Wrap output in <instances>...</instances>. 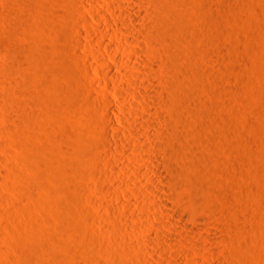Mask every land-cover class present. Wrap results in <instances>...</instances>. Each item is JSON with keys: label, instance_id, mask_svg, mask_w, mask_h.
<instances>
[{"label": "rangeland", "instance_id": "rangeland-1", "mask_svg": "<svg viewBox=\"0 0 264 264\" xmlns=\"http://www.w3.org/2000/svg\"><path fill=\"white\" fill-rule=\"evenodd\" d=\"M10 1L13 10H28L29 6L32 11L33 9H38L37 12L36 10L34 11L36 13H43V16H41V13V15H36L37 17L41 16L42 18L47 16V19L44 18V20H42V18L40 20V17H38V19L34 16L36 14L34 13V15H32V20H34L35 17L38 20H34V23L32 21V28L30 27V31H27L28 34H26L27 32L14 34L12 32L10 35L12 38L9 39V41H6V44L9 47H13L16 42H21V44H24L28 48L27 52L23 53L24 61L22 58V61L28 65L26 71L17 73V77L14 75L15 79L19 78L18 80L26 83L27 86L25 88L29 89L25 90L26 95H19L20 103L23 104L24 107H29L31 111L34 109V114H38L39 111L37 112V110L39 108V110H41L38 98L43 94L48 106L45 104L46 106L44 105L42 107V109L46 108V111L43 109L46 114L41 110L40 112L44 115L41 113H39V116L36 115V117H38L37 119L34 117L36 121L28 118L29 121H27V123L30 125V131H27V136L23 134L22 137H18V142L20 143L15 142L13 136H7L5 138L6 140L9 139L7 140L8 147H6L7 150L9 149L11 151V154L8 152L9 150L6 151L9 158H7L5 162H2L0 166L4 169L6 168L7 172L12 169L11 171L16 174L13 176L11 181L12 184H10V182L8 183L5 175H3L4 179L1 177L2 175H0V185L3 186H0V261H2L1 259L4 260V257L1 256V254H3L4 256L6 255L5 261L9 260V264H29L30 262L31 264H146L148 260L153 261L154 259V261H156L158 258L159 260L165 259L164 256H162V252L152 254L148 251L150 250V247L155 244V246L161 247L166 251H164V253L169 259H173L176 250L167 246L163 241H159L155 235L164 232L173 239H181L178 234L173 232L169 224L170 221L174 223L176 222L179 229L181 227V231L185 229V226L181 224V219L176 217L178 215L173 210L179 207V209L187 215L186 220L189 226L190 224L195 225L196 220L201 217H203V220L206 219V221H204L207 222V224L205 225L204 223L203 230L198 232V234L200 236L202 235L201 240L204 245H210L217 250L214 255L215 257L207 258L205 256L206 259L203 253H201L200 256L198 255L192 258H190V255L183 253V256L189 263L210 264V261H213L212 259H214V264H264V0H244L243 2H240L241 0H150V2L148 0H143L146 4L148 2L150 4L148 3L149 5L147 4V6H145L146 4L144 3L140 4L141 8L143 9L145 7L144 9H146V11L150 10L151 4L153 5L151 7H155V9L151 8L155 11L151 10V13L148 11V13H145L148 17L149 14L152 15L156 12L162 23L166 20L164 23H168L167 21H175L176 24L178 21L179 24H182H180V26H177L179 25L177 24V28L174 24L172 25L173 29L175 28V30L172 29V32L174 33L169 30L170 33H168L167 42L165 41L164 44L160 41H157V43L149 41L145 32L144 36H146V40L143 39V36H141L143 38L136 37L134 33L128 29L132 38L138 46L142 48H140V51L144 56H146L147 53L150 55L151 53H154V51L159 53L157 50H160L161 47L165 45L166 50L165 46L161 49L164 50V54L163 51H160L158 55L166 56L165 59L168 60L169 64L179 72L177 73L175 70H172L173 68L171 67L168 71L159 68V70L161 69L160 73L157 68L156 71L158 70V73L156 71L154 72L156 75L158 74V76L154 75V72L149 75L151 78L150 81H155L153 82L154 90L163 91V87H165L164 83L168 82V78L170 81V79H174L175 76L178 81L180 80L182 87L185 85L183 89L188 90L192 102L194 101L193 104L195 106L193 107L197 108L200 104L196 109L198 112L194 110L195 114H193V116L192 113L194 112L191 113L190 110L186 109V112H188L187 114L184 112V109V121L183 123L177 124L175 121L176 119L171 115H167V108L163 103H160L161 101L158 102V100H156L157 102L155 103V101L146 99L145 104L149 109L156 111L163 108V113H166L165 115L167 116H171L176 122L174 123V121H172V127H169L170 129L163 128V134L166 135V132L171 133L174 131V133H178V135H180L179 137L182 138V140L177 138L176 141L170 138L169 141L167 136L166 141L162 132V135L156 133L151 141L148 140L147 142H143L140 138L142 142H139V147H144L146 149V154L148 153L150 157H143L138 150L134 149L138 147V145L136 147L138 142L134 143L132 138L129 136L128 138L126 137L125 132L128 131V126L122 124L120 121H116L118 120V116L122 113L118 111L117 107H114L116 105V100L120 103L119 105L125 104L127 106H129V104L131 105V102L136 104H142L143 102H137L138 100H135V97L130 94L134 89L131 85L116 81L111 77L109 78L106 70L108 69L107 67H113L112 69H114L115 73H118L119 75H131V65L133 66L134 64L133 58L130 56L132 53L129 51H121L118 47H115L116 49L113 50V52H109L107 51L108 47L101 45L98 47L97 44H94V38L97 34H92L94 37L92 36L93 38H91V36L85 32L84 22H82L84 20L81 15L82 12L85 13L86 11L87 18L92 21V23L97 24L88 11V9L94 8L92 2L90 0ZM28 1L29 3L27 6L26 2ZM100 1L105 2L106 0ZM111 1H114L117 5H119L120 2V0ZM240 3L244 6L242 4L240 5ZM246 3H248V5ZM238 5L240 8L237 7ZM242 6L246 8L243 9L241 8ZM83 8H86L87 10L85 9V11H83ZM96 8L97 7L94 9ZM121 9H124V7ZM97 10L103 11L108 15L107 11L101 7H98ZM32 11H30L31 14L34 12ZM110 17L111 20L115 19L113 15L109 14V18ZM166 18H171V20H167ZM141 20L142 18L140 21ZM142 22L143 20L139 23V28L143 31L145 27L142 28V26H144ZM2 24L3 23H0V31H2V33L7 32L6 34H10L9 27H6V25L2 26ZM76 25L79 26L80 31L83 34L80 36L84 41L81 40L82 44L76 43L77 40L75 41V35H78L75 34L76 31H74V29H77ZM103 26L106 32L111 31V28H113L110 24H106L105 22L103 23ZM257 32L258 34L255 35ZM251 33L256 37L254 35L251 36ZM163 34L166 35L167 33L165 34L164 32ZM89 39H91L92 42ZM98 39H100V36ZM106 39H109L108 41L113 42L117 46L120 44L119 41L113 40L109 36H106ZM169 41L170 46L168 47L167 45L169 44L167 43ZM171 41H173V45H171ZM77 44H81L80 47L77 46ZM256 46H259L260 48ZM172 47L176 50L178 48L177 51H179L180 55L179 60L172 61V59H170ZM32 49H36L37 53L34 54L35 52ZM96 51L102 52L99 53H101V58L104 59L106 57L104 61L101 58V60H99V58L96 59L97 56L93 57V55L98 53ZM2 52H0V57ZM5 52L6 51H4L0 59H2V61L3 59L9 61L8 53L6 52L5 54ZM30 52L31 54L34 52V57H30L33 56ZM41 53L43 56H38ZM83 54H87L90 57H86V55L84 56ZM103 54L106 56L104 57ZM115 54L120 57L123 55L122 57L125 58L127 62L129 61L128 63L131 65L129 67L120 66L116 61ZM247 55H249V58ZM35 56H37V58H35ZM235 57H237V60ZM240 57L245 61V64ZM88 59H90V61H85ZM250 59L251 62L249 61ZM105 61L106 63L103 65ZM34 64L39 68L35 67ZM40 64L41 66H38ZM142 67L145 69L148 66L144 64ZM86 68L88 70H85ZM194 68L198 70L196 71ZM171 70L172 72H170ZM174 71L177 74H175ZM88 74H90V76ZM202 74L204 75L203 77ZM245 76L249 78L248 81L244 79L246 78ZM252 77L253 80L254 78L256 79L254 80L256 83L254 81L252 82ZM242 78L244 82H242ZM145 79L146 81L149 80V78L145 76L141 77L140 81L143 80V82H146L144 81ZM201 79H203V81ZM4 80L8 82V79H1L2 82ZM200 80L202 83H199ZM249 80L251 82H249ZM162 81L164 86L162 84V87L160 88ZM247 82L249 84H247ZM154 83H156V86ZM240 83L242 86H239L241 85ZM106 85L111 86L113 92H116L118 89L122 91L123 94L117 92L119 94L115 93L116 99L114 96L110 97L112 94L107 93ZM233 85L238 89L234 88ZM229 87H233V90L231 89V91H229ZM189 88L191 89L189 90ZM225 90L229 97H227V93L224 92ZM34 92L37 94L39 92L38 98ZM103 93H105V95L107 93V95L105 96ZM25 96L28 97L25 98ZM105 97L113 99L112 101L115 104L113 106L114 108L112 107L109 110V108L105 106ZM24 100H28V102L25 101L24 103ZM39 100L41 101L42 99L39 98ZM31 104L33 106H31ZM106 108L108 109V112ZM130 108L132 107L129 106V109ZM109 113L113 115L115 120L113 123H115V125L106 120V116ZM126 113H128L126 115H130L129 111ZM143 115V112H140L138 114L133 113L132 116H135L134 119L138 117V120L144 122L145 117H143ZM41 116L44 118H40ZM189 116L192 117L191 120ZM1 117V120L6 119V121H8L4 115ZM163 117L162 119L157 120V122L165 120ZM200 117L203 119L204 117L206 118L201 121ZM166 118H169L166 119L167 121L172 120L170 117ZM255 119L257 120L255 121ZM11 123L12 121L9 122V124ZM196 123H199V125ZM201 124L203 126H201ZM112 125L121 129V139H124L122 140V143L116 142L117 140L114 139V137H111L113 136L112 133H107L109 129H111L109 131L112 132ZM109 126L111 127L108 128ZM194 127H199L197 130H200V132H195ZM192 128L193 130H190ZM179 130L182 132L181 134ZM185 131H187V134ZM158 132L160 133V131ZM150 134L153 136V133ZM208 136H212V139L208 138L210 140H208L209 142L207 141ZM158 137L163 138V141L165 142L163 143V141H160V143L159 140L161 139H158ZM156 138L158 141L154 140ZM213 138L220 142L217 141L219 146H217L218 143ZM2 139L5 140L4 138ZM130 139H132V143L130 142ZM197 139L199 140L197 141ZM200 139L202 141H200ZM252 140H255L258 146H256V144H254L255 141ZM144 141L146 140L144 139ZM149 141L153 142L150 143ZM128 142L131 143V145ZM201 142L203 144H200ZM210 142H212L213 145H211ZM244 142L248 145L250 144V146L248 147ZM250 142H252V144ZM119 143L122 144V149L128 154L130 159L118 156L119 154L116 152V145H120ZM258 143H260L261 146ZM207 144L210 147H207ZM170 146L174 147L171 148ZM204 146L206 147L204 148ZM212 146L217 147V149H211ZM199 147L202 151H210L206 153L212 154L214 152L212 156H215V158L213 163L210 162V164H214L215 162V165H213L215 167H213L212 164L210 166L208 163V167L210 166V168H208V174H210V170L212 169L214 172H219V175L223 172L220 177L219 175H215L212 170V176L210 175V177H213L214 181H220L227 186L230 182V186L228 187H230L231 193L233 191L232 194L233 196L235 195L234 197L238 195L236 197L237 199L235 198L234 201L237 200L238 203L242 201V204H236L237 202H234L233 209L230 208L224 210L226 206L224 209L222 208L225 205L223 200H218L216 198L217 204L213 206L214 208L209 205L207 206V204H202L203 206H201V208L196 206V211L199 212L195 214L193 213V210H191L192 207L189 204L190 202L184 203L179 200V196L184 195L185 191V194L188 193L189 195L190 183H192L189 175L191 170L190 159H192V153L198 151ZM245 147L248 148L246 149ZM257 147L259 148L257 149ZM218 148L222 150L220 151ZM184 149L185 151H182ZM248 149L252 151H249ZM0 150L5 152L6 148L2 149L0 146ZM201 150H199V152H202ZM215 150L218 154L215 153ZM227 150L229 153L226 152ZM234 150L235 153L240 151V154L242 153L245 157L242 156V154L240 156L239 153L235 154ZM245 150L247 153H243L246 152ZM233 153L236 156L233 155ZM216 155H218V157ZM233 156L235 157L234 159L232 158ZM235 159L243 161L238 160V162ZM249 159L251 160L249 161ZM40 160L43 165H46L44 169L45 173L48 172L46 175L45 173H43V175L38 173L40 169H43L41 168V164L37 165V163H40ZM230 161L233 164H236V166L232 163L230 164ZM235 161L238 162V164ZM161 163H164L166 166L168 164L173 167L175 166V168L179 170L181 174L180 178H182L181 180H183L184 185L187 182L185 190H181V188H184L182 182L181 185H183V187L178 188L177 192H172L177 188L171 189V187L168 186L169 184L166 181L168 173L165 172V169L163 170L160 168ZM244 163H246V165ZM48 164L51 166H48ZM36 165L39 166L40 169H37ZM186 165L187 167L189 166L190 169L185 168ZM216 165H219V168L216 169ZM166 166H164V168ZM241 166L245 168H242ZM47 167H51V169L49 170ZM121 167L126 168V170L121 169ZM147 167L149 168L147 169ZM223 167L226 172H224L225 170H223ZM134 169L138 171L139 177L134 179L135 181H132L131 174ZM152 169H154L153 171L156 170V173L153 171L151 172ZM232 169L234 171H232ZM243 170L244 172H242ZM246 170H248L247 172L249 174L246 173ZM42 171L43 170L40 172ZM228 171L232 174H228ZM224 173H226L227 176L229 175V178L225 177L226 174ZM154 174H156V176ZM240 174H244L245 176ZM232 175L236 177L238 176V179L231 177ZM248 178L250 179L248 180ZM221 179L224 181H221ZM246 180L248 182H246ZM5 181L11 186L9 187ZM34 181H41L43 186H41V182H39L41 186L40 188L38 184H34L36 183ZM233 183H235V185ZM249 184L251 185L250 188L252 187L251 189L248 186ZM4 185L6 186L4 187ZM31 186H34L35 188ZM232 186L233 188L235 186V190H232ZM245 186L247 187L245 188ZM166 187H168V189ZM3 188L5 192L1 190ZM236 188L240 190H236ZM166 191L171 192L167 193ZM168 194H170L169 196L172 199L168 197ZM248 201H252V203L249 204L247 203ZM122 202L127 204V207H123ZM243 202L245 203L243 204ZM176 203L178 204V207ZM182 203L184 205H182ZM235 204L237 207L240 206L238 207L239 209L235 207ZM247 204L249 205V208ZM173 206L176 207L172 208ZM242 206V212L238 211ZM218 207H221L223 211L228 212L229 210L233 211L235 208L236 210H234L235 213L233 212V214L225 212L223 215L222 210H220L221 208L218 209ZM236 211L239 213L237 214ZM227 214L231 217L227 216ZM232 215L235 217L233 218ZM132 216L133 218L134 216L136 217L134 218L136 221ZM243 217L244 219L247 218L246 221H249V224H245L248 222L244 219L241 220ZM231 219L236 223L234 224ZM229 221L233 224L229 223ZM237 222H239L238 225ZM207 225H209V227ZM236 225H241L239 226L240 230ZM233 229L237 231L235 232ZM230 230L232 233L229 232ZM234 235L236 236L234 237ZM148 237H150L151 240ZM137 240H139L138 243L136 242ZM182 240L187 248H192L194 250L198 249L197 244L190 242L188 238H182ZM159 243L162 245L160 246ZM136 245L137 247L140 246L141 250L139 247L137 248ZM130 246H133L132 248L136 251L139 250L137 251L138 253L135 251L134 255V250ZM127 247L130 248L128 249ZM126 248L133 253L127 251ZM143 249H146L147 251L145 250V252L148 253H144ZM30 251L35 252V256H33L34 253L31 255ZM119 251H121L120 254ZM27 253L29 258L26 257ZM131 254L134 257L140 256L137 257V259ZM33 257H35V259ZM26 258L27 260L30 259V262H26ZM206 260H208L209 263ZM4 264H7V262Z\"/></svg>", "mask_w": 264, "mask_h": 264}, {"label": "bare ground", "instance_id": "bare-ground-1", "mask_svg": "<svg viewBox=\"0 0 264 264\" xmlns=\"http://www.w3.org/2000/svg\"><path fill=\"white\" fill-rule=\"evenodd\" d=\"M26 1V0H25ZM32 1V0H31ZM91 2H92V4L94 5V8L95 7H97L96 9H94V8H92V9H88V11H89V13L91 14V16L93 17V19L97 22V24H94V23H92V21H90L88 18H87V16H86V11H85V9L86 8H83V9H81V10H83V11H85V13L84 12H80L81 13V15H82V17H83V20L84 21H82V22H84V27H85V32L89 35V36H91V38H93L94 36L92 35V34H97V36L99 37L100 36V39H98V37L97 36H95V38H94V41L96 42H94V44H97V46L98 47H100L99 45H101V46H106V47H108V50L107 51H112L113 52V50H115L117 47L121 50V51H129V52H131L132 53V55H130V56H132V58H133V61H131V62H133L134 64H133V66L130 64V63H128L126 60H125V58H123L122 56L123 55H121V57L120 56H118V55H116L115 54V58H116V61H117V63H119V65L121 66L122 65V67L123 66H130L131 65V68H132V74L131 75H125V74H118V73H115V71H114V69H112L113 67H107L108 69H106L107 70V73H108V77L110 78H112V79H115L116 81H119V82H123V83H126V84H129V85H131L134 89L131 91V93L130 94H132L134 97H135V100H138L137 102H140V103H142V104H139V103H133V102H131V105L129 104V106L130 107H132V108H130L129 109V106H127V105H125V104H121V105H119L120 103H118L117 102V100L115 101L116 102V105L114 104V102L112 101L113 99H110V97L111 96H114V98L116 99V95H115V93H117V92H119V93H122V91H120V90H118L117 89V91L116 92H113V89H112V87L111 86H109V85H106V91H107V93L108 94H112V95H110V97H105L106 99H104L105 100V106L106 107H108L109 108V110H110V108H112L114 105V107H117V109H118V111L120 112V113H122L121 115H120V113H119V115L120 116H118V115H116V116H118V120H116V121H120L122 124H125V125H127L128 126V131H126L125 132V135H126V137L128 138V136L130 137V138H132L133 139V142L135 143H137L136 144V147H137V145L139 144V142H142V140H143V142H147L148 140H150L151 141V139L153 138V137H155L154 135L156 134V133H158L159 135H162L163 134V128H167V129H170L171 127H172V121H174V119H176L175 121L177 122V124L178 123H183V121H184V119H183V117H185L184 115V113H183V111H184V109H185V111L184 112H186V109H188V110H190V112L192 113V112H194V113H192V116H193V114H195V111L194 110H196L198 107H199V105H198V107L196 108H194L193 106H195L194 104H193V102H192V99L190 98L191 96L189 95V93H188V90H184L183 88H184V86L185 85H183V87H182V84H180V80L178 81L176 78H175V76H174V79H170V81H169V78H168V82H165L164 84H165V87H163V91H156V90H154V87H153V82H155V81H153V82H151L150 81V76L149 75H151V73L152 72H154V71H156V69L158 68V70H159V68H162L163 70H167L168 71V69L170 70L171 69V67H172V65H170L169 64V62H168V60L167 59H165L166 58V56L164 57V56H160V55H158L159 53H160V51L162 52L163 51V54H164V50H161V49H163V47L165 46V45H163L164 44V42L166 41L167 42V36H168V33H170V31L172 32V29H173V27H172V25L174 24L175 26L177 25V24H179L178 23V21H177V23L175 24V21H173V22H169V21H167L168 23H164V22H166V20L165 21H163V23L162 22H160V19L158 18V13L156 14V12H152L153 14L152 15H150L149 14V17L147 16V14H145L147 11L149 12V13H151V10L152 9H155V7L153 8V7H151V6H153L152 4L150 5V10H147L146 11V9H142L141 8V3L143 4H146V2H143V0H120V2H119V5H117V4H115L114 3V1H111V0H106L105 2H101L100 0H90ZM149 2H150V0H148ZM244 0H241L240 2H243ZM148 2V3H149ZM152 2V1H151ZM23 3V2H22ZM29 3V1L28 2H26V5ZM147 3V4H148ZM154 3V2H153ZM147 4L145 5V6H147ZM150 4V3H149ZM148 4V5H149ZM242 3H240V5H241ZM247 5H248V3H246ZM16 5H19V4H16ZM30 5V4H29ZM243 5V4H242ZM28 6V5H27ZM33 6V5H32ZM32 6H30L31 8H33ZM244 6V5H243ZM241 7V8H246V7ZM246 6V5H245ZM12 6H11V1L10 0H0V23H3L2 24V26H5L6 25V27H9L8 29H9V33L10 34H6L5 32L4 33H2V31H0L1 33H0V52H2L3 50L4 51H6L7 53H8V59H10L9 61H7L6 59H3V61H2V59H0V115L2 116V115H4L5 116V118H7L8 119V121L10 120V121H12V123L11 124H9V122L8 121H6V119L5 120H1L0 119V146H1V148L2 149H5L6 148V150H5V152L6 151H8L7 150V147H8V144H7V140H9V139H5L7 136H13L14 137V140H15V142H18V137L19 136H21L22 137V135L23 134H28V132L30 131L29 130V124L27 123V121H29V119L28 118H31V120H35V118L34 117H36V115H38L39 116V113H41L42 114V112H45L46 111V108L43 110L42 109V107L46 104L47 106H48V103L45 101V98H44V96H43V94L41 95L42 96V98H41V96L39 97L40 99H42L41 101L39 100V98H38V94H39V92H38V94L37 93H35L34 92V94H36V97L38 98V103L40 104V107H41V110H42V112H40L41 110H37V112H38V114L37 113H35L34 114V109L31 111L30 110V108L28 107H24V105L23 104H21L20 103V101H19V95H21V94H25L26 95V89H28V88H25L26 86H27V84L26 83H23L22 81H20V80H18L17 78L15 79L14 78V75H15V77H17L16 75H17V73H20V72H24V71H26V69H27V66L28 65H26L25 64V62H23L24 61V58H23V53H26L27 52V47L24 45V44H21V42L19 43H15L14 44V46L13 47H9V46H7V44H6V41H9V39H11L12 38V36H10L11 35V33L13 32V34L14 33H19V32H27L29 29H31L32 27H31V25H32V21H33V23H34V20H38L39 18L38 17H40V20L42 19V20H44V18H46V17H42L41 18V16H43V13H42V15H41V13L40 12H38V13H36L37 11H38V9L36 10V9H33V11L34 10H36V12L34 11H32V10H30V8H29V6H28V10L26 9V10H20L19 9V11H17V10H13L12 8H11ZM17 7V6H16ZM84 7V6H83ZM98 7H101L102 9H105V11H107V13H108V15L106 14V13H104L103 11H100V10H97L98 9ZM122 7H124V9H121ZM143 7V6H142ZM233 7V6H232ZM231 7V8H232ZM236 7V6H235ZM238 8H240V6L238 5L237 6ZM34 8H35V5H34ZM88 8V7H87ZM152 8V9H151ZM15 9V8H14ZM21 9H23V8H21ZM148 9H149V6H148ZM32 11L33 12V14H31V12L30 11ZM87 10V9H86ZM145 10V11H144ZM99 11V12H98ZM152 11H155V10H152ZM147 12V13H148ZM242 12V11H241ZM34 13H36L35 15H34ZM88 13V12H87ZM88 13V14H89ZM109 14L110 15H113L114 17H115V19L114 20H111V17L109 18ZM32 15H34V16H36V15H41V16H36L35 17V19H34V17H33V19L34 20H32ZM80 15V16H81ZM158 15V16H157ZM45 16V15H44ZM151 16V17H150ZM142 18V20H143V25L144 26H142V28L143 27H145V29L142 31V29H140L139 28V23L142 21H140V19ZM47 19V18H46ZM167 19V18H166ZM167 20H171V18L170 19H167ZM174 20V19H173ZM108 23V24H110L113 28H111V31H108V32H106V30H105V28H104V26H103V23ZM181 24V23H180ZM180 24L179 25H177V26H180ZM79 25V24H78ZM78 25H76L77 26V29H74V31H76V33L75 34H78V35H75V41H76V43H81V40L83 39H81V31H80V28H79V26ZM182 25V24H181ZM1 26V25H0ZM80 26H81V24H80ZM177 26H176V28H177ZM5 27V28H6ZM31 27V28H30ZM109 27V26H108ZM4 28V29H5ZM180 28V27H179ZM128 29L132 32V33H134V35L136 36V37H141V36H143V37H141V38H143V39H145V37L147 36L149 39V41H151V42H154V43H157V41H160L161 43L163 42V47H161V45H160V47H161V49L160 50H157V51H159V53H156L155 51H154V53H151L150 55H148V53H147V55L146 56H144V54L142 55L141 54V51H140V46H138V44L135 42V40L132 38V36H131V34H130V32L128 31ZM6 30V29H5ZM82 30V29H81ZM170 30V31H169ZM173 30H175V28L173 29ZM30 31V30H29ZM28 31V32H29ZM167 31H169V32H167ZM184 31V30H183ZM258 31V30H257ZM28 32L26 33V34H28ZM146 34H145V33ZM165 32V34L166 35H164L163 33ZM172 33H174V32H172ZM176 33V32H175ZM184 33V32H183ZM94 34V35H95ZM99 34V35H98ZM144 34L146 35V36H144ZM252 35L251 36H253L254 34L253 33H251ZM258 34V32L255 34V35H257ZM83 35V34H82ZM254 35V36H255ZM93 36V37H92ZM106 36H109L110 38H112L113 40H117V41H119L120 42V44L117 46L116 44H114L113 42H110V41H108L107 39H106ZM166 36V37H165ZM172 36V35H171ZM246 36H249V35H246ZM250 36V37H251ZM83 37V36H82ZM88 37V36H87ZM169 37H170V35H169ZM256 37V36H255ZM89 38V37H88ZM177 38V37H176ZM147 39V38H146ZM145 39V40H146ZM174 39V38H173ZM261 39V38H260ZM90 41H91V39H89ZM171 40V39H170ZM251 40V39H250ZM252 40H253V38H252ZM15 41V40H14ZM83 41V40H82ZM178 41V40H177ZM261 41V40H260ZM84 42V41H83ZM92 42V41H91ZM151 42H149V43H151ZM172 42L173 41H171V45H173L172 44ZM259 42V41H258ZM8 43V42H7ZM148 43V44H149ZM153 43V44H154ZM170 43V41L167 43V44H169ZM252 43V42H251ZM10 44V43H9ZM77 44V46H79L80 47V45L82 44H80V45H78ZM85 44V43H84ZM83 44V45H84ZM93 44V43H92ZM175 44V43H174ZM253 44V43H252ZM155 45V44H154ZM154 45H152V46H154ZM258 45V44H257ZM94 46V45H93ZM97 46H95V47H97ZM168 47L170 46V44L169 45H167ZM116 47V48H115ZM256 47H259V46H256ZM174 48H175V45H174ZM173 47H172V50H171V57H173V58H171L170 56V59H172V61H174V60H179V57H180V55H179V51H177L178 50V48H177V50L176 49H174ZM260 48V47H259ZM30 49V48H29ZM34 49V48H33ZM32 49V50H33ZM37 49V48H36ZM35 49V50H36ZM97 49V48H96ZM99 49V48H98ZM102 49V48H101ZM142 49V48H141ZM170 49H171V47H170ZM170 49H168V50H170ZM257 49V48H256ZM35 50H33L34 52V54H36L37 53V50L35 51ZM165 50H166V46H165ZM4 51L2 52V55H3V53H4ZM30 51H31V49H30ZM103 51V50H102ZM256 51V50H255ZM6 52H5V54H6ZM96 52H98V51H96ZM95 52V53H96ZM99 52H101V51H99ZM96 53V55H93V57L94 56H97V58L96 59H98L99 58V60H101V59H103V58H101V53ZM108 52V53H109ZM124 52H121V53H124ZM148 52V51H147ZM152 52V51H151ZM33 53L31 54V52H30V54L31 55H33ZM95 53H93V54H95ZM170 53V52H169ZM38 54H39V51H38ZM87 54H89V53H87ZM87 54H85L86 55V57H90V56H88ZM111 54V53H110ZM119 54V53H118ZM244 54V53H243ZM2 55H1V57H2ZM29 55V54H28ZM41 55H42V53L40 54V55H38V56H40L41 57ZM84 55V54H83ZM84 55V56H85ZM165 55H167V54H165ZM188 55V54H187ZM245 55V54H244ZM7 56V55H6ZM43 56V55H42ZM103 56L105 57L106 55H104L103 54ZM161 58H163V59H161ZM243 56V55H242ZM0 57V58H1ZM30 57H34V55L33 56H30ZM85 57V58H86ZM247 57L249 58V55H247ZM22 58H23V61H22ZM35 58H37V56H35ZM101 58V59H100ZM106 58V57H105ZM104 58V59H105ZM131 58V57H130ZM159 58V59H158ZM168 58V57H167ZM237 57H235V59H236ZM241 58V57H240ZM40 59H43V58H40ZM87 59V58H86ZM104 59H103V61H104ZM127 59V58H126ZM188 59V58H187ZM242 59V58H241ZM245 59V58H244ZM4 60H6V61H4ZM107 60V59H106ZM130 60H132V59H130ZM184 60V59H183ZM237 60V59H236ZM239 60V59H238ZM245 60H247V59H245ZM85 61H90V59H88V60H85ZM102 61V62H103ZM171 61V60H170ZM172 61H171V63H172ZM242 61H243V59H242ZM250 62H251V59L249 60ZM239 62H241V61H239ZM244 62V64H245V61H243ZM39 63H41V62H39ZM105 63H106V61L104 62V64L103 65H105ZM177 63H178V61H177ZM144 64H146V66H148L147 68H145L144 69V67H142ZM249 64V63H248ZM184 65V64H183ZM34 66L35 67H37L36 66V64H34ZM38 66H41V64L40 65H38ZM89 66V65H88ZM110 66V65H109ZM186 66H187V64H186ZM189 66V65H188ZM242 66V65H241ZM105 67V68H106ZM190 67V66H189ZM245 67V66H244ZM249 67V66H248ZM37 68H39V67H37ZM88 68V67H87ZM85 69V70H88V69ZM173 69L172 70H175L176 71V69H174V67H172ZM176 68V67H175ZM247 68V67H246ZM245 68V69H246ZM91 69V68H90ZM195 69V68H194ZM158 70L156 71L157 73H158ZM161 70V69H160ZM160 70H159V72H160ZM172 70L170 71V72H172ZM196 70V69H195ZM198 70V69H197ZM196 70V71H197ZM81 71V70H80ZM79 71V72H80ZM166 71V72H167ZM174 71V73L175 74H177V73H179L178 71H176L175 72ZM185 71V70H184ZM191 71V70H190ZM81 72H83V71H81ZM105 72V71H104ZM186 72V71H185ZM201 72V71H200ZM106 73V72H105ZM161 73V72H160ZM159 73V74H160ZM169 73V72H168ZM197 73V72H196ZM203 73V72H202ZM173 74V73H172ZM171 74V75H172ZM198 74H200V73H198ZM81 75H83V74H81ZM89 76H90V74H88ZM87 75V76H88ZM153 75V74H152ZM154 75H156L155 74V72H154ZM153 75V76H154ZM162 75V74H161ZM160 75V76H161ZM166 75V74H165ZM171 75H169V76H171ZM186 75V74H185ZM206 75V74H205ZM107 76V75H106ZM148 77L149 78V80L148 81H146V79L144 80V81H146V82H143V80L142 81H140V78L141 77ZM152 76V78L154 79V77ZM156 76H158V74L156 75ZM159 76V77H160ZM181 76V75H180ZM189 76H190V74H189ZM204 75L202 74V77H203ZM207 76V75H206ZM164 77H166V76H164ZM163 77V78H164ZM172 77V76H171ZM170 77V78H171ZM178 77V76H177ZM246 78H244V79H246V81H248V79L249 78H247V76H245ZM254 77V76H253ZM253 77H252V82L254 81V80H256L255 78H254V80H253ZM8 79V82L7 81H1V79ZM85 78H87V77H85ZM162 78V77H161ZM195 78V77H194ZM197 78V77H196ZM199 78V77H198ZM160 79V78H159ZM158 79V80H159ZM186 79V78H185ZM207 79V78H206ZM89 80V79H88ZM156 80V79H155ZM161 80V79H160ZM202 81H203V79H201ZM201 80H200V82L199 83H202L201 82ZM208 80H209V78H208ZM242 80H243V78H242ZM241 80V81H242ZM93 81H96V80H93ZM207 81V80H206ZM228 81H230V80H228ZM91 82V81H90ZM158 82V81H157ZM161 82V81H160ZM159 82V83H160ZM190 82V81H189ZM192 82V81H191ZM240 82V81H239ZM242 82H244V80L242 81ZM249 82H251L250 80H249ZM255 82V81H254ZM27 83H28V81H27ZM93 83V82H92ZM246 83V82H245ZM245 83H243V84H245ZM256 83V82H255ZM29 84V83H28ZM95 84V83H94ZM163 84V81H162V83L160 84V88L162 87L161 85ZM164 84H163V86H164ZM184 84V83H183ZM196 84V83H195ZM204 84V83H203ZM203 84H201V85H203ZM241 84V83H240ZM247 84H249L248 82H247ZM251 84H253V83H251ZM154 85L156 86V83H154ZM187 85H189V84H187ZM238 85V84H237ZM204 86V85H203ZM206 86V85H205ZM228 86H230V85H228ZM239 86H242V84L241 85H239ZM238 86V87H239ZM248 86V85H247ZM233 87H234V85H233ZM232 87V88H233ZM187 88H188V86H187ZM196 88V87H195ZM205 88V87H204ZM203 88V89H204ZM230 88V90L229 91H231V87H229ZM234 88H237V87H234ZM156 89V88H155ZM191 88H189V90H190ZM227 89V88H226ZM238 89V88H237ZM243 89V88H242ZM242 89H240V90H242ZM5 90H6V92H5ZM29 90V89H28ZM94 90H95V88H94ZM160 90V89H159ZM233 90V89H232ZM234 90H236V89H234ZM247 91V90H246ZM29 92V91H28ZM97 92V91H96ZM196 92V91H195ZM224 92H226V90L224 91ZM232 92H234V91H232ZM242 92V91H241ZM107 93H106V95H107ZM119 93H117V94H119ZM190 93H191V91H190ZM193 93V92H192ZM227 93V92H226ZM237 93H238V91H237ZM240 93V92H239ZM96 94V93H95ZM104 95H105V93H103ZM123 94V93H122ZM233 94V93H232ZM102 95V94H101ZM105 95V96H106ZM193 96H195V95H193ZM232 96V95H231ZM26 97H28V96H25V98ZM33 97V96H32ZM103 97V96H102ZM224 97H225V95H224ZM227 97H229L228 96V93H227ZM102 99V98H101ZM146 99L147 100H152V101H155V103L157 102L156 100H158V102H160V103H163L164 104V106H166V108H167V110H166V113H167V115H171L174 119H172V117L171 116H167V115H165L164 113H163V108L161 109V110H156V111H153V110H151V109H149L147 106H146ZM229 99V98H228ZM28 100H29V98H28ZM28 100H24L23 102L25 103V101L26 102H28ZM44 100V101H43ZM231 100V99H230ZM30 101V100H29ZM40 101V102H39ZM102 101V100H101ZM122 102H124V101H122ZM149 102H151V101H149ZM30 103V102H29ZM160 103H157V104H160ZM226 103H227V101H226ZM35 104V103H34ZM38 104V105H39ZM196 104V103H195ZM228 104V103H227ZM226 104V105H227ZM29 105V104H28ZM45 105V106H46ZM102 105H103V103H102ZM31 106H33L32 104H31ZM224 106H225V104H224ZM113 107V108H114ZM105 108V107H104ZM165 108V109H166ZM246 108V107H245ZM31 109H32V107H31ZM107 109V108H106ZM201 109V108H200ZM236 109V108H235ZM240 109V108H239ZM263 109V108H262ZM187 110V111H188ZM246 110V109H245ZM130 112L129 114L130 115H126V114H128V113H126V112ZM197 111V110H196ZM200 111V110H199ZM247 111V110H246ZM35 112H36V109H35ZM107 112H108V109H107ZM142 113L143 112V117H145V121L144 122H141L140 120H138L137 118L138 117H136V119H134V117L132 116L133 115V113L134 114H138V113ZM198 112V111H197ZM196 112V113H197ZM263 112V111H262ZM131 113H132V115H131ZM169 113V114H168ZM187 114H188V112H186ZM45 114H46V112H45ZM116 114H117V112H116ZM190 114V113H189ZM33 115H35V116H33ZM42 115H44V114H42ZM165 115V116H164ZM252 115V114H251ZM0 116V118H2ZM33 116V117H32ZM106 116V115H105ZM104 116V117H105ZM132 116V117H131ZM137 116V115H136ZM164 116V117H163ZM43 116H41L40 118H42ZM162 117H163V119L165 118V120H161V121H159V122H157V120H159V119H162ZM166 117H170L172 120H166V119H169V118H166ZM251 117V116H250ZM32 118H34V119H32ZM38 117H36V119H37ZM44 118V117H43ZM189 118H190V120H191V116H189ZM206 117H204V119H205ZM105 119V118H104ZM103 119V120H104ZM199 119V118H198ZM202 117H200V120L202 121ZM203 119V120H204ZM106 120L107 121H109V122H111V123H113V121H115L114 120V117H113V115H111L110 113L106 116ZM196 120V119H195ZM194 120V121H195ZM253 120V119H252ZM257 119H255V121H256ZM36 121V120H35ZM163 121V122H162ZM174 121V123H176ZM254 121V120H253ZM6 122H8V123H6ZM103 122H105V121H103ZM161 122V123H160ZM195 122H197V121H195ZM190 123V122H189ZM188 123V124H189ZM193 123V122H192ZM201 123H203V122H201ZM204 123H205V121H204ZM203 123V124H204ZM254 123V122H253ZM104 124V123H103ZM106 124H109V123H106ZM114 125H115V123H113ZM191 124V123H190ZM195 124V123H194ZM197 124V123H196ZM255 124V123H254ZM197 125H199V123L197 124ZM189 126V125H188ZM187 126V127H188ZM201 126H203L202 124H201ZM111 126H109L108 128H110ZM112 132H110L109 130H111V129H104V130H108V132L107 133H112L113 134V136H111V134H110V136L113 138L114 137V139H116L117 141L116 142H121L122 143V140H124V139H121L122 138V133H121V129L119 128H117L116 126H113L112 125ZM170 127V128H169ZM177 127H178V125H177ZM182 127V126H181ZM180 127V128H181ZM196 127V126H195ZM194 127V128H195ZM197 129H199V127L198 128H195L194 130H195V132L196 131H198ZM172 130V129H171ZM170 130V131H171ZM176 130V129H175ZM184 130V129H183ZM190 130H193V128L192 129H190ZM202 130H203V128H202ZM28 131V132H27ZM154 131H156V132H154ZM158 131H160V133L158 132ZM168 131V130H167ZM188 131V130H187ZM187 131H185V133L187 132ZM161 132H162V134H161ZM176 132V131H175ZM178 132V131H177ZM179 132H180V130H179ZM194 132V131H193ZM192 132V133H193ZM200 132V130L198 131V133ZM202 132V131H201ZM106 133V134H107ZM150 133H153L152 135L153 136H151V134ZM165 133V132H164ZM182 132H180V134H181ZM198 133H197V135H198ZM128 134V135H127ZM166 135H164L163 134V136L166 138L167 136V138H168V140L170 141V138L172 139V140H174V141H176L177 140V138H180L179 136L180 135H178V133H174V131L173 132H171V133H168V132H166L165 133ZM169 134V135H168ZM184 134V133H183ZM183 134H182V136H183ZM187 134V133H186ZM200 135V134H199ZM27 136V135H26ZM163 136H161V137H163ZM184 136H185V134H184ZM196 136V135H195ZM202 136V135H201ZM157 137V136H156ZM199 137V136H198ZM212 137V136H211ZM211 137H207V141L211 138ZM258 137V136H257ZM257 137H256V139H257ZM2 138H4L5 140H3ZM142 140H141V139ZM164 138V139H165ZM167 138H166V141H167ZM206 138V137H205ZM209 138V139H208ZM216 138V137H215ZM249 138V137H248ZM253 138V137H252ZM259 138V137H258ZM11 139V138H10ZM132 139H130V142L132 143ZM137 139H139V140H137ZM144 139L146 140V141H144ZM158 139H161V140H159V142L160 141H163V138H159L158 137ZM202 139V138H201ZM200 139V141H202ZM212 139V138H211ZM214 139V138H213ZM254 139V138H253ZM17 140V141H16ZM20 140V139H19ZM155 141L157 140V138L156 139H154ZM153 140V141H154ZM171 140V141H172ZM180 140H182V138H180ZM195 140H196V137H195ZM199 139H197V141H198ZM204 140V139H203ZM206 140V139H205ZM216 142L218 141V140H216V139H214ZM246 140V139H245ZM244 140V141H245ZM113 141H115V140H113ZM149 141V142H150ZM152 141V142H153ZM158 141V140H157ZM169 141H168V143H169ZM210 141V140H209ZM208 141V142H209ZM248 141H250V140H248ZM252 141H255V140H252ZM152 142H150V143H152ZM158 142V143H159ZM165 141H163V143H164ZM208 142H206V143H208ZM215 142V143H216ZM219 142V141H218ZM217 142V143H218ZM247 142V141H246ZM260 142V141H259ZM18 143H20V142H18ZM121 143H119L120 145H121V147H120V145H116V152H117V154H119L118 156H122L123 158H129V156H128V154H126L125 152H124V150L122 149V144ZM129 143V142H128ZM131 143H129L130 145H131ZM133 143V144H134ZM161 143V142H160ZM159 143V144H160ZM163 143H162V146H163ZM172 143V142H171ZM199 143V142H198ZM215 143H214V145H215ZM220 143V142H219ZM219 143H218V145L217 146H219ZM245 143V142H244ZM251 144H252V142H250ZM254 143V142H253ZM257 142L255 141V143L254 144H256ZM133 144H132V146H133ZM155 144V143H154ZM200 144H203L202 142L200 143ZM205 144V143H204ZM209 144V143H208ZM207 144V145H208ZM210 144L211 145H213V143L212 142H210ZM245 144H247V143H245ZM258 144H260V143H258ZM129 145V146H130ZM169 145H172V144H169ZM169 145H166V146H169ZM175 145V144H174ZM206 145V144H205ZM7 146V147H6ZM132 146H130V147H132ZM140 145H138V147H139ZM161 146V145H160ZM177 146V145H176ZM199 146V145H198ZM197 146V147H198ZM201 146V145H200ZM216 146V145H215ZM245 146V145H244ZM247 146L249 147L250 146V144L248 145L247 144ZM255 146V145H254ZM256 146H258L257 144H256ZM260 146H261V144H260ZM259 146V147H260ZM114 147V146H113ZM113 147H111V148H113ZM134 147V146H133ZM132 147V148H133ZM134 148V149H136V150H138L139 151V153L143 156V157H150L149 156V154L147 155L146 154V149L144 148V147H139V148ZM171 148H173L172 146H170ZM196 147V148H197ZM202 147V146H201ZM206 146H204V148H205ZM207 147H210L209 145L207 146ZM248 147H245L246 149L248 148ZM259 147H257V149L259 148ZM107 148V147H106ZM181 148V147H180ZM212 148H215V149H217V147H214V146H212L211 147V149ZM220 148H222V147H220ZM255 148V147H254ZM114 149V148H113ZM166 149V148H165ZM178 149V148H177ZM210 149V150H211ZM223 149V148H222ZM221 149V150H222ZM253 149V148H252ZM115 150V149H114ZM168 150H170V149H168ZM176 150V149H175ZM199 150H201L200 149V147H199ZM199 150L198 151H195L194 153H192V159H190L191 160V170H190V174L189 173H187V174H189L190 175V181H192V183H190L191 185H190V188H189V195H188V193H186L185 194V192H184V195H181V196H179L180 197V199L179 200H181L182 202H184V203H189L190 204V206L192 207V209L191 210H193V213H195V214H197V212H199V211H196V206L197 207H200L201 208V206H203L202 204H207V206L209 205V206H215L217 203V199L219 200V199H221V200H223V202H224V206L222 207L223 209H224V207H225V209L224 210H226V209H230V208H232L233 209V206H234V202H237V200H235L234 201V199L238 196V195H236V197H234L233 196V191H232V193H231V190H230V187H228V186H230V182H229V185L227 186V185H224L223 183H221L220 181L218 182V181H214V179H213V177H210V175L212 174L211 172H212V170H210L211 172H210V174H208V168H210V166H211V164L213 163V160H214V158H215V156L213 157L212 156V154L214 153L213 152V150H212V154H210V153H206V152H210V151H207L206 150V152L204 151H202V152H199ZM208 150H209V148H208ZM218 150H220L219 148H218ZM220 150V151H221ZM249 151H252V150H250V149H248ZM105 151H106V149H105ZM108 151V150H107ZM172 151H174V150H172ZM171 151V152H172ZM182 151H185V149L184 150H182ZM194 151V150H193ZM233 151V150H232ZM238 151V150H237ZM246 151V150H245ZM249 151H248V153H249ZM5 152H3V151H1L0 150V165H1V163L2 162H5L6 160H7V158H9V155H8V153L6 152V154H5ZM8 152H10V154H11V151L9 150ZM110 152V151H109ZM115 152V151H114ZM226 152H228V150L226 151ZM243 152V151H242ZM176 153V152H175ZM174 153V154H175ZM215 153H216V150H215ZM229 153V152H228ZM234 153H235V150H234ZM233 153V155H235V154H238L239 153V155L241 156V154H240V151H238V153H235L234 154ZM243 153H247V151L246 152H243ZM251 153V152H250ZM114 154V153H113ZM177 154H178V152H177ZM176 154V155H177ZM190 154V153H189ZM216 154H218V153H216ZM230 155V154H229ZM238 155V156H239ZM11 156V155H10ZM217 157H218V155H216ZM236 156V155H235ZM237 156V157H238ZM242 156H244L243 154H242ZM231 157V156H230ZM245 157V156H244ZM243 157V158H244ZM12 158V157H11ZM11 158H10V160H11ZM233 159L235 158L234 156L232 157ZM247 158V157H246ZM251 158V157H250ZM130 159V158H129ZM218 159V158H217ZM239 159H240V157H239ZM239 159H235V160H239ZM252 159V158H251ZM251 159H249V161L251 160ZM9 160V161H10ZM124 160V159H123ZM219 160V159H218ZM230 160V159H229ZM244 160H245V158H244ZM8 161V162H9ZM43 161V160H42ZM216 161V160H215ZM232 161V160H231ZM230 161V164L232 163ZM239 161H243V160H239ZM238 161V162H239ZM40 163H37V165H39V164H41V168H43V169H40L39 168V166H37L36 165V167H37V169H40V171L41 170H43L42 172H38V173H41L42 175H43V173H45V171H44V169H45V167H46V165H43V163L41 162V160L39 161ZM185 162V161H184ZM183 162V163H184ZM210 162H212L211 164H210ZM226 162V161H225ZM236 162V161H235ZM238 162H236L237 164H238ZM245 162H247V161H245ZM160 163V162H159ZM182 163V164H183ZM210 164V166L208 167V165ZM216 163H217V161H216ZM243 163V162H242ZM45 164V163H44ZM185 164V163H184ZM183 164V165H184ZM208 164V165H207ZM218 164V163H217ZM220 164V163H219ZM233 164V163H232ZM245 165H246V163H244ZM243 164V165H244ZM248 164V163H247ZM50 164H48V166H49ZM54 165V164H53ZM114 165H115V163H114ZM117 165V164H116ZM143 165V164H142ZM145 166H147L146 164H144ZM164 163L162 164L161 163V167L160 168H162L163 170L165 169V172H167L166 174L168 175V177H167V179H166V181L168 182V186H170L171 187V189H176L175 191H172L171 189H169V190H171L172 192H177V190H178V188H181V187H183V185H184V182H183V180H181L182 178H180L181 176V174H180V172H179V170L178 169H176L175 168V166L173 167L172 165L170 166L169 164L166 166V165H164V166H166L165 168H164ZM213 165H215V162H214V164H212V166ZM233 165H235L236 166V164H233ZM244 165V166H245ZM51 166V165H50ZM113 166V165H112ZM121 166V165H120ZM123 166V165H122ZM182 166V165H181ZM180 166V167H181ZM219 166V165H218ZM217 165H216V169L217 168H219ZM222 166V165H221ZM221 166H220V168H221ZM239 166V165H238ZM116 167V166H115ZM119 167V166H118ZM125 167V166H124ZM122 168L121 167V169H125L126 170V168ZM176 167H178V166H176ZM206 167H207V169H206ZM213 167H215V166H213ZM230 167V166H229ZM233 167V166H232ZM240 167V166H239ZM242 167V166H241ZM48 168V167H47ZM149 167H147V169H148ZM151 168V167H150ZM182 168V167H181ZM185 168H188V169H190L189 168V166L187 167V165H186V167ZM224 168V167H223ZM228 168V167H227ZM238 168V167H237ZM242 168H245V167H242ZM242 168H241V170H242ZM10 169V168H9ZM49 170L51 169V167L50 168H48ZM48 169H47V171H48ZM53 169V168H52ZM215 169V168H214ZM12 169H10L8 172H7V169L5 168H2V166H0V175H2L1 177H3V179H4V176L3 175H5V177H7L6 179H7V181H8V183L10 182V184H12L11 183V181H12V179H13V176L16 174H14V172H12L11 171ZM150 170V169H149ZM149 170H148V172H149ZM154 169H152L151 170V172L153 171ZM183 170H185V169H183ZM182 170V171H183ZM187 170V169H186ZM223 170H225V168L223 169ZM222 170V171H223ZM229 170V169H228ZM236 170V169H235ZM245 170V169H244ZM244 170L242 171V172H244ZM52 171V170H51ZM231 171V170H230ZM232 171H234L233 169H232ZM239 171H240V168H239ZM248 170H246V173H248L247 172ZM17 172V171H16ZM153 172H155L156 173V170L155 171H153ZM187 172V171H186ZM185 172V173H186ZM213 172H214V170H213ZM224 172H226V170L224 171ZM237 172V171H236ZM162 173H164V172H162ZM217 173V174H216ZM219 172H214V174L215 175H219L218 174ZM221 173H223V172H221ZM220 173V175H222ZM229 173H231V172H229L228 171V174ZM238 173V172H237ZM245 173V174H246ZM41 174H39V175H41ZM46 174H48V172H46L45 173V175ZM152 174V173H151ZM158 174V173H157ZM224 174H226V173H224ZM232 174V173H231ZM249 174V173H248ZM41 175V176H42ZM44 175V176H45ZM132 175V178H131V180L133 181L134 179H137L139 176V174H138V171H136L135 169L133 170V173L131 174ZM155 176H156V174H154ZM219 175V176H220ZM240 175H244V174H240ZM150 176V175H149ZM212 176V175H211ZM229 176V175H228ZM227 176V174H226V176L225 177H228ZM245 176V175H244ZM247 176V175H246ZM249 176V175H248ZM250 176H251V174H250ZM131 177V176H130ZM184 177V176H183ZM215 177H217V176H215ZM221 177V176H220ZM231 177H235V178H237L236 176H231ZM230 177V178H231ZM240 177V176H239ZM242 177V176H241ZM224 178V177H223ZM229 178V177H228ZM245 178V177H244ZM243 178V179H244ZM217 179V178H216ZM225 179V178H224ZM227 179V178H226ZM238 179V178H237ZM236 179V180H237ZM240 179V178H239ZM246 179V178H245ZM244 179V180H245ZM250 178H248V180H249ZM36 180V179H35ZM218 180V179H217ZM231 180V179H230ZM7 181H5L6 182V184L7 185H9L8 183H7ZM135 181V180H134ZM157 181V180H156ZM163 181V180H162ZM165 181V180H164ZM166 181H165V183H166ZM221 181H224V180H222L221 179ZM238 181V180H237ZM240 181V180H239ZM3 182V181H2ZM34 182H36V183H34V184H38L39 186H40V183L39 182H41V181H34ZM183 182V183H182ZM226 182H228V181H226ZM232 182V181H231ZM241 182H242V180H241ZM246 182H248L247 180H246ZM245 182V183H246ZM4 183V182H3ZM181 183L183 184V185H181ZM236 183V182H235ZM235 183H233L234 185H235ZM238 183V182H237ZM240 183V182H239ZM2 184V183H1ZM186 184H187V182H186ZM186 184L184 185V188H181V190H185V186H186ZM223 184V185H222ZM241 184V183H240ZM32 185H33V182H32ZM38 185H36V186H38ZM189 185V184H188ZM245 185H247V184H245ZM254 185V184H253ZM1 186V185H0ZM6 185H4V187H5ZM11 185H9V187H10ZM38 186V187H39ZM41 186H43V183L41 182ZM41 186H40V188H41ZM237 186H239V185H237ZM249 186V188H250V184L248 185ZM1 187H3V186H1ZM8 187V186H7ZM31 187H34V186H31ZM165 187V186H164ZM188 187V186H187ZM247 186H245V188H246ZM255 187V186H254ZM35 188V187H34ZM34 188H32V189H34ZM37 188V187H36ZM162 188H163V186H162ZM167 189H168V187H166ZM232 188H233V186H232ZM234 188H235V186H234ZM232 189V190H235V189ZM252 188V187H251ZM250 188V189H251ZM2 191H4V188L3 189H1ZM142 190V189H141ZM187 190V189H186ZM236 190H240V189H237L236 188ZM244 190V189H243ZM248 190V189H247ZM1 191V192H2ZM138 191H139V189H138ZM171 191H166L167 193H170ZM252 191V190H251ZM5 192V191H4ZM239 192V191H238ZM243 192V191H242ZM248 192V191H247ZM245 193V192H244ZM251 193V192H250ZM249 193V194H250ZM173 194V193H172ZM180 194V193H179ZM232 194V195H231ZM238 194H240V193H238ZM243 194V193H242ZM170 194H168V197L170 198V196H169ZM177 195V194H176ZM241 195V194H240ZM3 196H5V195H3ZM1 197V196H0ZM171 197H173V196H171ZM233 197V198H232ZM240 197V196H239ZM244 197H245V195H244ZM243 197V198H244ZM217 198V199H216ZM242 198V199H243ZM246 198V197H245ZM6 199V198H5ZM4 199V200H5ZM170 199H172V198H170ZM216 199V200H215ZM237 199V198H236ZM241 199V198H240ZM240 199H238V200H240ZM178 200V201H179ZM248 200V199H247ZM3 201V200H2ZM2 201H1V203H2ZM181 201H179V202H181ZM245 201V200H244ZM221 202V201H220ZM246 202V201H245ZM245 202H243V204L245 203ZM218 203H219V201H218ZM240 204H242V201H240L239 202ZM238 202L236 203V204H239ZM247 203H249V204H251L252 203V201L250 202V201H248ZM165 204V203H164ZM189 204H187V205H189ZM235 204V205H236ZM122 205H123V207H127L126 205L127 204H125L124 202H122ZM166 205V204H165ZM176 205H177V207H178V204L176 203ZM182 205H184L183 203H182ZM248 205V204H247ZM253 205V204H252ZM167 206H168V204H167ZM185 206H186V204H185ZM189 206V207H190ZM245 206V205H244ZM166 207V206H165ZM169 207V206H168ZM176 207V206H175ZM174 206L172 207V208H175ZM195 207V208H194ZM235 207H237V205L235 206ZM234 207V208H235ZM238 207H240V206H238ZM237 207V208H238ZM246 207V206H245ZM253 207V206H252ZM180 208H182V207H180ZM195 210H194V209ZM214 208V207H213ZM219 208H221V207H218V209ZM220 209V210H222V212H223V215L225 214V212H228V211H223V209ZM248 208H249V205H248ZM198 209V208H197ZM210 209V208H209ZM217 209V208H216ZM239 209V208H238ZM241 209H243V206L240 208V210H238V211H240V212H242L241 211ZM174 211H175V213L178 215V216H176V217H179L180 219H181V224H183L184 226H185V229L183 230V231H181V227H180V229H179V226L178 225H176V222L174 223V222H171L170 221V226H171V229L173 230V232H175L176 234H178V236H180V238L181 239H173L172 237H169L168 235H166L164 232H160V233H157V235H155L156 237H157V239H159V241H163L165 244H167V246H169L170 248H172V249H175L176 250V254H175V257L173 258V259H169L168 258V256H166V254L164 253V251L165 250H163V248H161V247H158V246H151L150 247V250H148L150 253H152V254H156V253H161L162 252V256H164V260H159V258L158 259H156V261H154V259H153V261L151 260H148V262L146 263V264H191V263H189L186 259H185V257L183 256L184 254L183 253H185V254H188V255H190V258H192V257H196V256H200V254L201 253H203V255H204V257L206 256L207 258H211V257H213L214 255H215V252L217 251L215 248H213V247H211L210 245L208 246V245H204L203 243H202V235L200 236L199 234H198V232H200L201 230H203V227H204V223H205V225L207 224V222H205L206 221V219H204L203 220V217H201V218H199V219H197L196 220V224L195 225H191L190 224V226L188 225V222H187V220H186V214H184L180 209H179V207L178 208H175V209H173ZM234 210H236V208L234 209ZM230 211L229 210V212L228 213H230V214H233V212L235 213V211ZM114 211H116V210H114ZM118 211V210H117ZM218 211V210H217ZM246 211V210H245ZM248 211V210H247ZM213 212H215V211H213ZM221 212V211H220ZM237 212V211H236ZM174 213V214H175ZM239 212H237V214H238ZM249 213V212H248ZM236 214V215H237ZM113 215H115V214H113ZM222 215V216H223ZM242 215V214H241ZM244 215H246V214H244ZM227 216H229L228 214H227ZM225 217V216H224ZM229 217H231V216H229ZM232 217H233V215H232ZM235 217V216H234ZM233 217V218H234ZM245 217V216H244ZM244 217L243 218H241V220L242 219H244ZM132 218H133V216H132ZM134 218H136L135 216H134ZM133 218V219H134ZM220 218H222V217H220ZM232 218V219H233ZM229 219V218H228ZM232 219H231V221H232ZM247 219V218H246ZM246 219H244L245 221H246ZM248 219H250V218H248ZM135 221H136V219H134ZM138 220V219H137ZM230 220V219H229ZM240 220V221H241ZM253 220V219H252ZM133 221V220H132ZM132 221H130V222H132ZM233 221H234V219H233ZM232 221V222H233ZM254 221V220H253ZM252 221V222H253ZM232 222H230L229 221V223H232ZM246 222H248V223H245V224H249V221H246ZM128 223V222H127ZM133 223H134V221H133ZM136 223V222H135ZM165 223V222H164ZM234 223V222H233ZM232 223V224H233ZM236 223V222H235ZM234 223V224H235ZM238 223L239 222H237V225H238ZM241 223V222H240ZM126 224V223H125ZM138 224V223H137ZM167 224V223H166ZM165 224V225H166ZM236 225V226H237ZM208 227H209V225H207ZM232 226H235V225H232ZM239 226H241V225H239ZM239 226H237L238 228H239ZM249 226H251V225H249ZM206 227V226H205ZM237 227H236V229H237ZM248 227V226H247ZM227 228V227H226ZM235 228V227H234ZM242 229H243V226H242ZM241 229V230H242ZM245 229H247V228H245ZM228 230V229H227ZM232 230V229H231ZM229 231V232H231L232 233V231ZM234 231H235V229H233ZM239 230H240V228H239ZM237 231V230H236ZM235 231V232H236ZM138 232V231H137ZM139 234V233H138ZM141 234H142V232H141ZM140 234V235H141ZM153 234V233H152ZM235 234V233H234ZM1 235V234H0ZM137 235V234H136ZM135 235V236H136ZM143 235V234H142ZM151 235V234H150ZM231 235V234H230ZM138 236V235H137ZM216 236V235H215ZM231 236H233V235H231ZM236 235H234V237H235ZM145 237H147V236H145ZM152 237V236H151ZM137 238V237H136ZM149 239H150V237H148ZM182 238L184 239V238H188L189 240H190V242H194V243H196L197 244V246H198V249L197 250H194V249H192V248H187L186 247V245H185V243L183 242V240H182ZM215 238V237H214ZM156 239V240H157ZM140 240H142V239H140ZM151 240V239H150ZM155 240V239H154ZM153 240V241H154ZM215 240V239H214ZM134 241H135V239H134ZM138 241L139 240H137L136 242L138 243ZM149 241V240H148ZM136 242H134V243H136ZM141 242V241H140ZM131 243H133V242H131ZM142 243V242H141ZM149 243V242H148ZM125 244H128V243H125ZM124 244V245H125ZM140 244V243H139ZM147 244V243H146ZM150 244V243H149ZM205 244H207V243H205ZM135 245V244H134ZM143 245V244H142ZM158 245V244H157ZM159 245H160V243H159ZM162 245V244H161ZM160 245V246H161ZM125 246H127V245H125ZM129 246V245H128ZM124 247V246H123ZM131 247V246H130ZM129 247V248H130ZM133 247V246H132ZM131 247V248H132ZM136 247H137V245H136ZM139 248H140V250H141V247L140 246H138ZM137 247V248H138ZM121 248V247H120ZM128 248V247H127ZM127 248H126V250H127ZM128 248V249H129ZM144 248H145V246H144ZM148 248V247H147ZM124 249V248H123ZM133 249V248H132ZM165 249V248H164ZM125 250V249H124ZM124 250H121V251H124ZM134 250V249H133ZM144 250V249H143ZM146 250V249H145ZM145 250L143 251L144 253H146L145 252ZM121 251H119V254H120V252ZM127 251H129V252H131V250H127ZM135 251L136 250H134V253L133 252H131V253H133L134 255H135ZM137 251H139V250H137ZM136 251V252H137ZM147 251V250H146ZM4 252V251H3ZM2 252V253H3ZM126 252V251H125ZM140 252H142V251H140ZM166 252V251H165ZM5 253V252H4ZM30 253H31V255H32V253H34L33 254V256H35V252H32V251H30ZM127 253V252H126ZM138 253V252H137ZM148 253V252H147ZM146 253V254H147ZM123 254V253H122ZM140 254V253H139ZM125 255V254H124ZM128 255H129V253H128ZM132 255V254H131ZM138 255V254H137ZM142 255V254H141ZM202 255V256H203ZM1 256H3L4 257V260L3 259H1L2 261H0L1 263H6L7 262V264H9V260H7V261H5V259H6V255L4 256L3 254H1ZM133 256V255H132ZM140 256V255H139ZM139 256H137V257H139ZM2 257V258H3ZM24 257V256H23ZM26 257H28L29 258V256H28V253H27V256ZM131 257V256H130ZM134 257V256H133ZM132 257V258H133ZM136 257V256H135ZM134 257V258H135ZM136 257V258H137ZM142 257H143V255H142ZM144 257H145V255H144ZM206 257H205V259H206ZM215 257V256H214ZM22 258V257H21ZM34 259H35V257H33ZM138 259V258H137ZM137 259H135V260H137ZM26 260H27V258H26ZM30 260V259H29ZM29 260H27L26 262H30ZM144 260V259H143ZM213 261H210V264H214V259H212ZM140 261H141V259H140ZM208 263H209V261L208 260H206ZM23 262V261H22ZM0 263V264H1ZM29 264H31V262L29 263ZM33 264V263H32ZM204 264V263H203Z\"/></svg>", "mask_w": 264, "mask_h": 264}]
</instances>
